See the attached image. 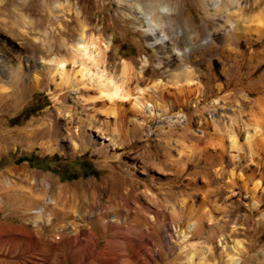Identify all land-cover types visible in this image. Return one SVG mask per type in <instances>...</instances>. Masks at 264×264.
<instances>
[{
    "label": "rangeland",
    "instance_id": "1",
    "mask_svg": "<svg viewBox=\"0 0 264 264\" xmlns=\"http://www.w3.org/2000/svg\"><path fill=\"white\" fill-rule=\"evenodd\" d=\"M139 11H150L154 27L170 37L167 51L189 40L199 45L184 62L201 84L198 96L176 88L173 73L184 77L174 71L179 63L151 45ZM82 28L110 44L101 69L113 76L123 61L138 72L148 60L144 77L131 71L126 80L127 101L111 103L94 85L66 86L52 73L65 60V77L79 79L71 47ZM156 79L165 86L148 92L157 114L149 117L134 98ZM263 97L264 0H3L0 169L22 168L25 188L8 186L25 200L16 212L52 232L58 246L55 256L37 252L29 262L190 264L180 248L193 244L194 264L202 256L226 264L225 236L229 245L243 242L241 264L263 263L264 102L254 104ZM228 129L240 151L231 150ZM21 157L31 162L18 163ZM43 206L40 217L34 211ZM157 213L186 234L200 218L203 229L166 244L160 219L149 221ZM113 215L120 224L112 226Z\"/></svg>",
    "mask_w": 264,
    "mask_h": 264
},
{
    "label": "bare ground",
    "instance_id": "2",
    "mask_svg": "<svg viewBox=\"0 0 264 264\" xmlns=\"http://www.w3.org/2000/svg\"><path fill=\"white\" fill-rule=\"evenodd\" d=\"M3 2V0H0V4ZM150 7V6H149ZM159 13L164 12L163 6L156 5ZM155 6L153 7L151 11L153 12L154 9L156 8ZM175 9V8H174ZM141 12V11H139ZM137 12V13H139ZM165 17H169L168 13H165ZM151 12H145V13H140L139 16H137L138 19H140V24L142 28H145L144 31L147 32L149 38L151 39V45L155 47H159V49L164 50L165 53L163 52L162 54L164 56H169L172 59H175L179 64L176 65V69L174 71H178L184 75V77H180L179 73H173V81L175 82V86L177 89L180 91H185L188 94V98H191L192 96H198L202 89H201V84L198 82L194 76L192 75V72L186 67L184 64L185 59L190 57L191 55L195 54L194 51L196 52L199 48V45L197 46L192 43L190 40L186 43L185 49H178L175 45L172 49L167 51L166 44L170 42V37L165 34L163 31H159L160 28H155L153 23L151 22L150 19ZM152 17V16H151ZM178 37V36H177ZM176 37V38H177ZM208 40V39H207ZM206 40V41H207ZM210 41V39H209ZM202 44H205L203 42ZM109 43H101L98 39L90 37L89 39L87 38L86 35V29L82 28L81 33L79 35V39L77 42L71 47L72 50V63L75 64L76 62H80L81 69L78 71L79 79L77 80H70L68 77H65V60H60L57 67L52 68V73L55 75L59 76V79L61 80L62 83H64L66 86L72 87L73 85H76L78 83H88L92 84L95 86V89L99 92V97L98 98H104L109 100V102L113 103L117 100L119 101H124L126 100L129 95L124 91V85L126 80L129 78V75L131 74V71H134L133 68L126 62H122V69H121V74L119 76H113L109 74L105 69H101L105 65V53L109 49ZM167 49V50H166ZM200 49V48H199ZM93 50V51H92ZM171 54V55H170ZM161 58V57H160ZM165 58V57H164ZM165 60V59H163ZM168 60V59H167ZM148 61V60H147ZM146 60L143 61L141 68L139 69L138 72L134 73L138 78L144 77V72H145V67L148 66V62ZM159 62V61H158ZM163 62V61H162ZM48 65L51 64V62L47 63ZM159 65H162L161 63H158ZM163 67V66H162ZM99 70L96 74H93L90 72V70ZM101 69V71H100ZM93 70V71H94ZM184 81L183 83L181 81ZM165 86V83L162 79H156L153 80L151 85L148 87H140L138 86L136 88L137 97L134 98V107L140 112H143L147 114L149 117H153L156 114L155 110V104H148L147 99H150L148 96V92H153L157 89H163ZM127 101V100H126ZM264 102V97L260 100L255 101V106L260 105L261 103ZM214 103H217L215 100ZM113 105V104H112ZM115 105V104H114ZM152 109V110H151ZM114 112V111H113ZM157 115V114H156ZM179 118L177 122H184L183 116H178ZM174 123V121H173ZM103 124V123H102ZM106 131L108 130V126H104ZM97 126H94L93 130L94 132H97L102 135L103 139L105 141L113 142V137L109 136L107 132L103 131V129L99 128ZM228 132L230 134V143H231V150L235 151H240L239 144L237 143V138L236 135L234 134L233 129H228ZM74 147L77 146L76 142L72 143ZM74 205V204H73ZM254 207L258 209L259 205L258 203L254 202ZM73 208H75L73 206ZM74 211V210H73ZM35 214L40 213V209L34 211ZM162 214V213H161ZM134 215H138V212ZM127 216V214H126ZM199 216V214H198ZM264 216V215H263ZM138 217V216H135ZM155 218L157 220L160 219L162 222V233H163V238L166 244H171L175 242V239H181L182 242L188 241L192 237V233L202 230L203 229V220L200 218V220L192 222L188 226L189 234H186L184 231L180 230L179 227H176L173 225L171 218L164 219L163 215H160L159 213L156 214V216L150 217V222H152ZM163 218V219H162ZM198 218V217H197ZM95 221V220H94ZM99 222V219H96V222ZM112 226L120 224V220L113 215L111 219ZM98 224V223H97ZM106 224V223H105ZM173 231V232H171ZM225 237V236H224ZM223 236L219 238V241L221 242V246H223V250H229V255L228 260L226 264H241V255H243L244 252H246V248L241 240H235L233 244L229 245L225 240ZM181 242V243H182ZM224 244V245H223ZM177 245H180L178 242ZM137 246V245H136ZM145 246V245H143ZM143 248V247H142ZM140 249L139 251H142L144 249ZM153 250V249H152ZM146 251V250H144ZM181 252H185L187 257H188V262L190 264H194V259L197 256V251L195 246L188 245L185 247L180 248ZM228 252V251H227ZM145 253V252H144ZM140 254V253H139ZM206 256H202L204 259L203 262L200 264H208L206 262ZM148 263V262H147ZM264 263V262H263ZM261 263V264H263Z\"/></svg>",
    "mask_w": 264,
    "mask_h": 264
},
{
    "label": "crops",
    "instance_id": "3",
    "mask_svg": "<svg viewBox=\"0 0 264 264\" xmlns=\"http://www.w3.org/2000/svg\"><path fill=\"white\" fill-rule=\"evenodd\" d=\"M21 171L22 168L14 163H7L0 169V264H32L29 256L33 258L37 252L47 257L55 256L58 249L52 243V232L26 225L16 212L24 206L25 200L8 186L14 183L25 188Z\"/></svg>",
    "mask_w": 264,
    "mask_h": 264
},
{
    "label": "trees",
    "instance_id": "4",
    "mask_svg": "<svg viewBox=\"0 0 264 264\" xmlns=\"http://www.w3.org/2000/svg\"><path fill=\"white\" fill-rule=\"evenodd\" d=\"M24 161H26V162H31V160H30L29 158H27V157H21V158L19 159L18 163H22V162H24Z\"/></svg>",
    "mask_w": 264,
    "mask_h": 264
},
{
    "label": "built area",
    "instance_id": "5",
    "mask_svg": "<svg viewBox=\"0 0 264 264\" xmlns=\"http://www.w3.org/2000/svg\"><path fill=\"white\" fill-rule=\"evenodd\" d=\"M44 211H45V207L43 206V207H40V217L42 216V214L44 213ZM59 239V237L57 236L56 238H55V240H58Z\"/></svg>",
    "mask_w": 264,
    "mask_h": 264
}]
</instances>
